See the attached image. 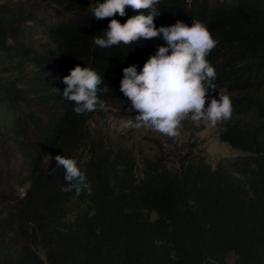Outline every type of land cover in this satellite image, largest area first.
<instances>
[{
	"label": "trees",
	"instance_id": "trees-1",
	"mask_svg": "<svg viewBox=\"0 0 264 264\" xmlns=\"http://www.w3.org/2000/svg\"><path fill=\"white\" fill-rule=\"evenodd\" d=\"M89 5L0 0V198L13 202L0 217V264H228L230 254L231 264H264V0H160L154 21H199L218 41L206 56L215 90L231 94L230 117L254 115L220 134L247 153L238 159L243 177L201 159L173 170L147 165L139 177L110 149L79 164L99 106L75 113L63 77L77 65L92 68L108 89L103 107L135 112L120 91L123 69L136 65L139 73L165 45H95L111 19L123 24L140 10L126 6L125 16L98 20ZM215 90L206 108L208 97L219 99ZM57 155L76 159L91 194L62 190L64 170L49 174ZM19 183L22 193L14 192Z\"/></svg>",
	"mask_w": 264,
	"mask_h": 264
},
{
	"label": "clouds",
	"instance_id": "clouds-1",
	"mask_svg": "<svg viewBox=\"0 0 264 264\" xmlns=\"http://www.w3.org/2000/svg\"><path fill=\"white\" fill-rule=\"evenodd\" d=\"M159 3L160 0H104L103 3L97 0V3L89 5L91 15L98 20L112 18L116 14L125 16L126 6L140 10L138 15L123 24L111 19L102 32L103 36L94 37L95 45L101 48L139 43L141 39L162 38L165 42L139 73L136 65L123 69L120 91L131 101L129 111L137 113L133 126H151L160 133L175 136L181 121L189 113H194L193 120L206 118L212 125L230 118L232 101L227 95L219 99L208 97L210 103L205 107L207 93L216 89V72L206 56L218 41L199 21H194L191 27L180 20L169 26L157 27L154 21L161 15L156 7ZM103 82L104 76L94 69L77 65L63 77L67 87L62 96L74 102L75 113L92 112L105 105V101L100 99L101 94L108 90L100 87ZM55 161L56 166L49 174L61 168L64 170L67 187L63 191L91 194L86 174L78 167L76 159L57 155Z\"/></svg>",
	"mask_w": 264,
	"mask_h": 264
},
{
	"label": "rangeland",
	"instance_id": "rangeland-1",
	"mask_svg": "<svg viewBox=\"0 0 264 264\" xmlns=\"http://www.w3.org/2000/svg\"><path fill=\"white\" fill-rule=\"evenodd\" d=\"M90 4H95L90 0ZM217 97L231 95L223 88L214 91ZM136 112H124L114 108L98 107L93 117L87 121V141L78 152L79 164L93 158L95 152H108L110 149L118 160L127 159L132 163L136 176H142V170L151 166H160L169 170L176 169L182 161L201 159L211 166L221 162L231 172L242 176L239 158L247 153L220 139V134L236 119L242 123H254V115H242L220 120L215 125L206 118L193 120L189 113L177 128V135L168 136L151 126L134 127ZM99 144V147H98ZM249 171L251 167L247 168ZM249 171H245L246 174ZM14 192L22 193L24 187L15 184ZM13 202L0 198V217L10 209ZM156 214L150 213L154 218ZM43 256V249L38 246ZM230 254L227 263L231 264Z\"/></svg>",
	"mask_w": 264,
	"mask_h": 264
}]
</instances>
